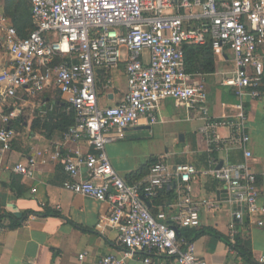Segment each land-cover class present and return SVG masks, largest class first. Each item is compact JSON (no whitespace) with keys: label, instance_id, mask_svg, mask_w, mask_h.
Segmentation results:
<instances>
[{"label":"built area","instance_id":"1","mask_svg":"<svg viewBox=\"0 0 264 264\" xmlns=\"http://www.w3.org/2000/svg\"><path fill=\"white\" fill-rule=\"evenodd\" d=\"M30 7L33 29L18 35L5 15H0V44L11 58L0 69V154L11 148L10 127L20 114L15 98L19 90L28 95L55 88L62 96V111L74 112V124L62 133L64 142L86 139L92 152L56 149L52 158L61 165L66 179L62 187L73 193L106 202L109 210L96 228H115L127 254L147 252L144 264H207L195 253L191 241L177 237L174 225L160 211L153 215L144 199H153L174 177L187 183L197 170L190 164L171 168L157 161L143 182H127L111 166L105 146L122 138L126 128L141 117L158 122L156 110L167 98L200 112V132L209 150L221 144L220 125L229 127L230 142L244 147L245 161L216 167L208 172L222 182L230 199L242 209L233 213L229 247L235 245L236 224L245 214H264L259 203L256 176L248 166L247 116L244 98H259L264 79V0H25ZM210 41L215 52L231 51L233 71L222 80L233 87L238 101L216 120L207 106L203 73H188L184 45ZM124 62L127 89L113 106L102 107L98 89L111 83L109 73ZM99 73L104 82L98 84ZM222 116V117H223ZM41 151H35L13 170L34 177ZM85 169L87 176L82 177ZM33 191L35 189H32ZM143 197V198H142ZM179 213L172 217L180 228L199 225V212L218 204L194 200L184 194ZM262 224L260 220L258 222ZM150 253L154 256H150ZM84 253L79 255L81 259ZM264 264V254L258 257ZM95 264H126L124 258L107 254Z\"/></svg>","mask_w":264,"mask_h":264},{"label":"crops","instance_id":"2","mask_svg":"<svg viewBox=\"0 0 264 264\" xmlns=\"http://www.w3.org/2000/svg\"><path fill=\"white\" fill-rule=\"evenodd\" d=\"M6 5V0H0V15H5ZM7 18L12 23L11 18ZM214 62L213 72L197 77L205 84L210 115L218 121L224 120L223 114L230 111L238 98L233 87L222 84L234 69L231 51L215 52ZM10 63L6 47L0 44V69ZM109 76L110 85L98 89V102L102 107L117 104L127 89L124 62L112 69ZM97 81L101 85L104 75L99 73ZM261 90V97L244 98L242 106L247 116L245 130L251 152L247 162L256 176L259 203L264 206V79ZM15 102L20 114L10 123L14 138L10 150L0 154V264H95L107 254L124 258L126 264H144L142 257L147 252L127 254L115 228H96L100 216L109 210L106 202L62 187L66 175L52 154L56 149L63 153L92 152L88 141L64 142L63 132L58 129L48 132L39 126L32 127L36 118L44 117L53 108L58 113L64 112L60 108V93L52 87L35 95L19 90ZM156 115L158 122L152 124L147 117H141L134 126L124 130L122 138L105 146L111 166L130 183L144 181L153 158L171 168L179 164L194 166L197 174L187 183L189 188L174 177L159 190L157 197L144 199L148 210L153 215L165 212L167 222L183 231L193 243L196 255L207 264H258V257L264 254V214H245L242 223L236 224L234 238L249 251L250 258L231 250L230 224L234 211L242 208L230 199L224 184L208 172L212 163L220 167L244 162V147L229 141L230 129L222 124L218 128L221 144L209 150L206 137L200 132L203 124L200 112L172 98L159 103ZM39 150L42 155L34 177L13 170L16 162ZM86 176L84 169L82 177ZM185 193L194 200L217 203L218 208L203 206L198 226L180 228L172 217L179 213L176 203ZM260 220L262 224L258 223ZM81 253L84 256L80 259Z\"/></svg>","mask_w":264,"mask_h":264},{"label":"trees","instance_id":"3","mask_svg":"<svg viewBox=\"0 0 264 264\" xmlns=\"http://www.w3.org/2000/svg\"><path fill=\"white\" fill-rule=\"evenodd\" d=\"M6 2L5 16L11 18L12 25L17 30L18 35L25 37L34 27L30 17L29 4L25 0H6ZM214 54L215 52L209 40L204 44L184 45V64L186 71L188 73L213 72L215 66ZM53 109L54 110L48 112L44 117L36 118L32 123V127L35 128L39 126L48 132L53 129H58L63 132L74 124V112L72 110L58 113L55 108ZM156 161L157 159L153 158L150 164H154ZM177 237L185 238L187 241H190L183 231L179 229L177 230ZM234 247L239 255L250 258L249 251L240 243L238 238H235Z\"/></svg>","mask_w":264,"mask_h":264},{"label":"water","instance_id":"4","mask_svg":"<svg viewBox=\"0 0 264 264\" xmlns=\"http://www.w3.org/2000/svg\"><path fill=\"white\" fill-rule=\"evenodd\" d=\"M143 198V197H142ZM246 218V217H245Z\"/></svg>","mask_w":264,"mask_h":264}]
</instances>
